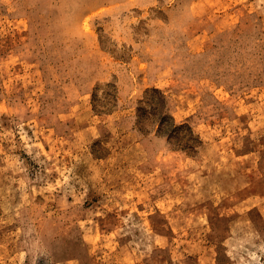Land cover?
I'll return each instance as SVG.
<instances>
[{
	"label": "rangeland",
	"instance_id": "1",
	"mask_svg": "<svg viewBox=\"0 0 264 264\" xmlns=\"http://www.w3.org/2000/svg\"><path fill=\"white\" fill-rule=\"evenodd\" d=\"M0 264H264V0H0Z\"/></svg>",
	"mask_w": 264,
	"mask_h": 264
}]
</instances>
